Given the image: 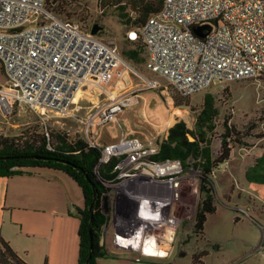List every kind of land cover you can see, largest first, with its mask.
Here are the masks:
<instances>
[{"label":"built area","instance_id":"1","mask_svg":"<svg viewBox=\"0 0 264 264\" xmlns=\"http://www.w3.org/2000/svg\"><path fill=\"white\" fill-rule=\"evenodd\" d=\"M203 25L210 28H202L204 35L198 36L193 29ZM138 30L128 29L125 38L133 42L141 37L146 69L164 77L181 95L215 83L264 75V0H163L161 9ZM129 66L113 41L101 40L80 23L57 16L47 8L46 0H0L2 111L18 102L40 112L77 118L81 93L109 81L118 68L127 70ZM136 75L145 87H159L157 79ZM130 99L123 97L108 108L92 109L84 123H79L85 140L101 148L100 162L113 156L119 158L114 166L117 174L111 181L122 179L119 182L123 185L130 177L141 175L145 182L144 191L137 184L131 190L125 185L122 188L125 197H141L132 218L137 216L142 223L122 228L119 235L123 230L124 235H129L145 220L154 221L158 209L155 203L178 197L177 178L182 175L178 160L151 159L158 150L155 143L146 146L136 137L126 139L124 133L116 142L98 143L102 129L110 124L107 122L116 121L117 113ZM147 187L154 191L145 192ZM116 192L114 189L108 193L109 201L119 199ZM125 197L120 198L124 201L120 209L127 217L131 209ZM144 203L154 207L153 219L139 215ZM169 219L170 239L162 238L166 242L171 240L177 224L173 217ZM117 235L112 238L114 245H118ZM258 249L262 253L264 244Z\"/></svg>","mask_w":264,"mask_h":264},{"label":"rangeland","instance_id":"2","mask_svg":"<svg viewBox=\"0 0 264 264\" xmlns=\"http://www.w3.org/2000/svg\"><path fill=\"white\" fill-rule=\"evenodd\" d=\"M125 0H121L123 4ZM49 10L57 16L79 22L87 30L93 23H98L101 29L96 37L104 41H113L118 49L129 47L133 43L125 39L126 26L124 17L119 14L118 7L104 0H63L61 6ZM124 11H128L127 7ZM145 55V53H144ZM126 60V59H125ZM128 61V60H126ZM127 70L118 68L109 81L93 85L91 89L81 93L78 104L81 106L75 117H60L52 112H40L25 104L14 102L7 111L0 109V134L19 135L26 129L45 131L55 129L66 132L69 136L84 138L79 123H84L88 113L96 108H108L114 101L123 97H130V103L117 113V120L110 121L102 130L98 143H113L120 137V129L116 123H174L177 119L185 121L189 128H193L205 93H211L219 108L216 118L217 126L211 133L212 147L217 149L220 144L223 117H229V123L235 125L238 134L231 142V160L214 169L211 175L216 209L207 215L204 222L203 234L193 232L194 212L199 200V173L192 167L183 168L178 177V197L157 202L155 220L146 221L145 233L154 227L161 244L167 249L161 256L138 254V248L122 247L112 244L115 233L124 227L142 223L132 218L134 208L137 209L139 200L135 197L124 196L122 188L131 190L139 185L145 190V182L141 175L130 177L127 184L116 179L106 183V221L100 228V244L107 252V258H102L101 264H193L192 255L205 251L199 257L201 264H264V249L262 253L258 247L264 244V200L255 192L250 191L242 181L241 170L253 162L257 154L264 149V75L254 78L215 83L206 89L187 96L174 91L169 82L161 76L150 73L145 64H135L128 61ZM137 74L153 77L158 80L159 87L147 88ZM1 78V77H0ZM172 95L188 100V106L174 107ZM80 119V120H79ZM82 120V121H81ZM166 125V124H165ZM165 126H159L158 131L152 128L144 129L147 134L141 138L140 134L125 135L126 139L138 138L146 146L156 144L164 136ZM143 129V128H142ZM234 141V140H233ZM130 187V188H129ZM117 189L118 200L109 201L108 193ZM153 192L154 188L147 187L145 192ZM129 205L131 214L123 216L120 207L124 201ZM113 198V196H112ZM121 200V201H119ZM111 202L114 203L111 204ZM154 207L143 204L139 215L145 219L153 217ZM131 216V217H130ZM168 217V218H167ZM169 217H173L176 226L170 241ZM167 218V219H165ZM153 219V218H152ZM132 220V223H131ZM162 225L155 228L156 223ZM124 225V226H123ZM124 231L122 234L124 235ZM161 234V235H160ZM126 235V234H125ZM160 235V236H159ZM127 236V235H126ZM161 238V239H160ZM138 252V253H137Z\"/></svg>","mask_w":264,"mask_h":264},{"label":"trees","instance_id":"3","mask_svg":"<svg viewBox=\"0 0 264 264\" xmlns=\"http://www.w3.org/2000/svg\"><path fill=\"white\" fill-rule=\"evenodd\" d=\"M62 1L46 0V3L55 9L61 6ZM107 1L118 7L119 14L124 17L126 31L132 28L138 32L144 21L161 9L163 2L125 0L121 4V0H104V3ZM126 7L128 11H124ZM131 43L133 44L129 47H122L119 50L121 55L135 64H145V49L141 37ZM172 99L174 107L189 105L187 99L175 95H172ZM218 114L219 108L214 95L205 93L193 128H189L184 120L177 119L167 129L166 135L156 141L158 150L151 155L153 161L178 160L183 168L192 167L198 171L200 197L194 212L195 234H203L207 215L216 209L211 178L213 170L218 169L229 159L231 142H239L234 139V135L238 134L235 125L229 123V117L226 116L221 122L223 130L219 147L214 150L211 133L217 126ZM188 134L193 140L189 139ZM100 155L99 146L90 145L82 137L69 136L66 132L55 129H46L43 132L26 129L19 135L0 134V176L21 173L27 168H49L64 172L80 187L83 207L77 208L80 219L78 264H101L98 259L107 256V252L100 244V228L106 221L103 195L108 189L105 184L117 174L114 166L119 158L113 156L107 162H100ZM243 176L250 190L264 200V150L246 167ZM204 254L205 251L193 254V264H201L202 262L197 259ZM0 264H28L1 234Z\"/></svg>","mask_w":264,"mask_h":264},{"label":"crops","instance_id":"4","mask_svg":"<svg viewBox=\"0 0 264 264\" xmlns=\"http://www.w3.org/2000/svg\"><path fill=\"white\" fill-rule=\"evenodd\" d=\"M172 124L119 123L118 128L119 134L142 138L147 135L144 129L157 132L159 126H165V136ZM230 160L231 155L227 164ZM248 165L241 170L247 187L243 175ZM82 207L80 187L60 170L27 168L0 176V234L28 264H78L77 208Z\"/></svg>","mask_w":264,"mask_h":264},{"label":"bare ground","instance_id":"5","mask_svg":"<svg viewBox=\"0 0 264 264\" xmlns=\"http://www.w3.org/2000/svg\"><path fill=\"white\" fill-rule=\"evenodd\" d=\"M168 221L170 222V219ZM160 225H162L160 222L156 223L155 228ZM145 229L146 225H138L135 229L133 228V231L127 236L117 235L116 243L123 247L139 248V250L147 255L161 256L162 251L165 250L166 247L161 244L159 239L155 238L158 236L153 233L154 227L146 233Z\"/></svg>","mask_w":264,"mask_h":264},{"label":"water","instance_id":"6","mask_svg":"<svg viewBox=\"0 0 264 264\" xmlns=\"http://www.w3.org/2000/svg\"><path fill=\"white\" fill-rule=\"evenodd\" d=\"M202 28H207L209 29L210 27L208 25H203V26H198V27H194V32L198 35V36H203L204 33L201 32ZM101 29V26L98 23H93V25L90 28V34L92 35H96V33ZM188 137L190 140H193V137L188 134ZM103 204H104V211L106 210V196L103 195Z\"/></svg>","mask_w":264,"mask_h":264}]
</instances>
